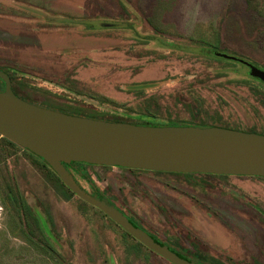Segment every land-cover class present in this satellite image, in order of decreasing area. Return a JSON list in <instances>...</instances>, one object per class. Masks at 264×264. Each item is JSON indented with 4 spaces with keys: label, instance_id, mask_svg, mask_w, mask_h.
Masks as SVG:
<instances>
[{
    "label": "rangeland",
    "instance_id": "obj_1",
    "mask_svg": "<svg viewBox=\"0 0 264 264\" xmlns=\"http://www.w3.org/2000/svg\"><path fill=\"white\" fill-rule=\"evenodd\" d=\"M202 47L264 71V0H0V70L24 101L264 135V84ZM9 142L0 135V264H170ZM64 167L168 248L206 264H264V178Z\"/></svg>",
    "mask_w": 264,
    "mask_h": 264
},
{
    "label": "water",
    "instance_id": "obj_2",
    "mask_svg": "<svg viewBox=\"0 0 264 264\" xmlns=\"http://www.w3.org/2000/svg\"><path fill=\"white\" fill-rule=\"evenodd\" d=\"M264 84V71L228 55ZM0 135L42 159L78 199L99 210L126 234L170 264H198L157 243L114 206L87 194L64 164L83 163L171 174L264 178V135L235 129L138 126L50 111L14 94L0 70Z\"/></svg>",
    "mask_w": 264,
    "mask_h": 264
},
{
    "label": "trees",
    "instance_id": "obj_3",
    "mask_svg": "<svg viewBox=\"0 0 264 264\" xmlns=\"http://www.w3.org/2000/svg\"><path fill=\"white\" fill-rule=\"evenodd\" d=\"M200 53H202V55L206 56V57H209V58H212V59H215V60H224V58H221L218 56V54H221V53H218L217 52V49L216 47H206V48H203L200 50ZM247 62V61H246ZM236 63V62H234ZM238 64V63H237ZM5 73L10 77L9 73L5 71ZM10 80H11V77H10ZM252 81L258 83V84H261L258 80L256 79H252ZM0 85L2 88H4V83L0 80ZM2 90V89H1ZM13 90V89H12ZM14 92V91H13ZM15 95H17L15 92H14ZM142 113L141 112H138V113H129V112H125V111H121V112H116V115L111 119V120H108V121H115V122H125V123H139L140 125H146V126H176V125H173V124H176L178 122H174V121H165L163 123H161V121H158V119L155 117V116H143L141 115ZM138 121V122H137ZM213 124L215 123H219L221 124L220 126H223L224 128H232L224 123H222L220 120L218 119H214L212 120ZM182 123V122H181ZM193 123H195V121H193ZM232 129H235V128H232ZM247 132H253L254 131H247ZM10 143V142H9ZM11 145H13L12 143H10ZM77 164V163H76ZM79 164V163H78ZM82 164V163H81ZM51 174L54 176V178H56V180L60 183V185L62 187H64V189H66L71 195H73L62 183L61 181L59 180V178L57 177V175L51 171ZM206 176H210V175H206ZM222 177V176H221ZM105 216V215H104ZM106 217V216H105ZM129 221L136 227H139L141 228L139 225H137L133 220H131L129 217H128ZM126 234V233H125ZM127 236H129L128 234H126ZM153 236V235H152ZM130 237V236H129ZM153 239L159 243V244H162L164 245L162 242H159L157 239H155V237H153ZM139 243V242H138ZM140 244V243H139ZM170 250H172L173 252H175L178 256L182 257V258H185L187 260H193L195 262H197L198 264H206L204 261H203V254H199V253H193L191 256H187L185 255V251H175L174 249H171L169 247ZM220 264H223V263H220Z\"/></svg>",
    "mask_w": 264,
    "mask_h": 264
},
{
    "label": "crops",
    "instance_id": "obj_4",
    "mask_svg": "<svg viewBox=\"0 0 264 264\" xmlns=\"http://www.w3.org/2000/svg\"><path fill=\"white\" fill-rule=\"evenodd\" d=\"M148 1L149 0H143V2L145 3V4H148ZM58 10V9H57ZM57 15V14H56ZM66 17L68 16V17H70V18H73V17H71V16H69L68 14H64ZM60 17H61V15H59ZM2 37V36H1ZM230 129V128H229ZM236 130V129H235ZM109 219V218H108ZM110 220V219H109ZM114 223V222H113Z\"/></svg>",
    "mask_w": 264,
    "mask_h": 264
},
{
    "label": "flooded vegetation",
    "instance_id": "obj_5",
    "mask_svg": "<svg viewBox=\"0 0 264 264\" xmlns=\"http://www.w3.org/2000/svg\"><path fill=\"white\" fill-rule=\"evenodd\" d=\"M37 158H39V157H37ZM40 159V158H39ZM41 160V159H40Z\"/></svg>",
    "mask_w": 264,
    "mask_h": 264
}]
</instances>
